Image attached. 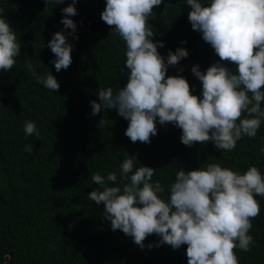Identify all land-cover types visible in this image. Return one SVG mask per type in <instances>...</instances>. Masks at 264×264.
<instances>
[{
	"label": "trees",
	"instance_id": "obj_1",
	"mask_svg": "<svg viewBox=\"0 0 264 264\" xmlns=\"http://www.w3.org/2000/svg\"><path fill=\"white\" fill-rule=\"evenodd\" d=\"M200 2L210 4V0ZM70 3L64 0L46 8L45 0H0V18L7 19L21 44L13 69L0 70V264H188L187 245L178 250L169 245L141 250L122 231H112L111 222L103 217V204L87 199L99 187L91 176L106 177L116 171L118 185L125 151L136 156L134 169H156L152 179L164 186V200L181 167L189 171L219 163L243 174L256 166L264 176V154L259 151L264 146V121L255 137H243L232 152L217 150L211 141L186 146L180 141L182 130L170 123L157 122V135L150 144L133 143L125 135L129 122L116 110L91 115L90 101L99 102V89L112 87L115 92L128 80L127 70L120 71L126 59L125 42L101 20L106 0H77L78 14L70 17L79 37H69L75 45L72 64L57 73L49 63L55 59L47 47L52 34L71 31L60 23L61 9ZM190 10L186 0H162L153 9L156 18L148 22L155 33L153 42H164L158 52L165 62L169 50L182 47L189 52L179 65L168 68L166 76L184 77L192 94L202 96V84L191 68L198 64L204 72L219 57L201 33L192 30ZM26 61L38 73L51 72L60 83L59 91L38 84L24 67ZM28 120L36 123L40 139L25 136L23 125ZM30 143L31 154L25 151ZM255 198L260 215L252 220L248 233L254 244L248 252L234 249L238 264H264V197ZM158 240L153 234L144 243Z\"/></svg>",
	"mask_w": 264,
	"mask_h": 264
},
{
	"label": "clouds",
	"instance_id": "obj_2",
	"mask_svg": "<svg viewBox=\"0 0 264 264\" xmlns=\"http://www.w3.org/2000/svg\"><path fill=\"white\" fill-rule=\"evenodd\" d=\"M63 3L45 0L46 8ZM161 3L106 0L101 20L125 42L126 59L120 71L127 70L128 80L115 92L112 87L99 89V102L90 101L91 115L116 110L129 122L125 135L133 143L150 144L151 137L157 135V122L161 126L170 123L182 130L180 141L186 146L211 141L217 150L232 152L243 137H255L264 121V0H210L208 6L200 0H186L192 30L201 33L219 57L204 72L198 64L191 68L202 84V96L192 94L184 77L166 76L168 68L179 65L189 52L182 47L169 50L166 62L158 52V47L165 45L161 40L153 42L155 33L148 21L156 18L153 9ZM76 4L77 0H72L61 9L60 23L71 31H57L47 43L55 55L49 63L57 73L72 64L75 45L69 37L79 39L77 25L70 18L78 14ZM167 9L168 4L163 12ZM20 55L15 30L6 18H0V70L11 71ZM24 67L38 84L59 91L60 83L51 72L38 73L31 61ZM243 113L246 116L241 118ZM23 129L26 137L41 138L34 121H25ZM33 150L31 143L25 145L29 154ZM259 151L264 154V146ZM125 156L119 166L120 183L117 185L116 171L106 177L95 173L91 180L99 187L87 194L90 201L103 204V217L111 222L112 231H122L141 250L162 245L178 250L187 245L188 264H238L234 249L251 251L254 240L248 233L252 220L260 215L255 197H264V176L256 166L243 174L219 163L189 171L181 167L164 200V186L152 179L156 169H134L136 156L127 151ZM108 182L117 186H108ZM153 234L159 237L158 242L145 245V239Z\"/></svg>",
	"mask_w": 264,
	"mask_h": 264
},
{
	"label": "water",
	"instance_id": "obj_3",
	"mask_svg": "<svg viewBox=\"0 0 264 264\" xmlns=\"http://www.w3.org/2000/svg\"><path fill=\"white\" fill-rule=\"evenodd\" d=\"M10 257H11V254H8V258H7V260H8Z\"/></svg>",
	"mask_w": 264,
	"mask_h": 264
}]
</instances>
